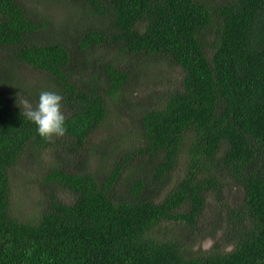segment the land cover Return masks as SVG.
Returning a JSON list of instances; mask_svg holds the SVG:
<instances>
[{
    "label": "trees",
    "instance_id": "1",
    "mask_svg": "<svg viewBox=\"0 0 264 264\" xmlns=\"http://www.w3.org/2000/svg\"><path fill=\"white\" fill-rule=\"evenodd\" d=\"M56 2L78 19L61 27L35 1L0 0V264H264V0ZM20 64L51 83L25 88ZM168 69L176 80L135 108L130 146H93L109 104L125 109L134 86ZM44 90L63 96V136L41 137L24 116ZM28 154L72 195L51 190L23 215L14 172ZM216 202L227 204L216 243L193 251ZM168 221L195 236L156 234Z\"/></svg>",
    "mask_w": 264,
    "mask_h": 264
},
{
    "label": "rangeland",
    "instance_id": "2",
    "mask_svg": "<svg viewBox=\"0 0 264 264\" xmlns=\"http://www.w3.org/2000/svg\"><path fill=\"white\" fill-rule=\"evenodd\" d=\"M28 1H35L39 11L41 13H46L49 18H52L54 24L61 27H66V25L70 24L73 20H76L79 17L77 11L68 7H64L63 5L57 3L56 0ZM106 50L108 49L105 47L98 48L99 52H103ZM108 53L109 51H106L105 56H107ZM101 56L102 53H100V57ZM16 72L19 78L24 81L25 88L26 86L30 88L45 84L47 82L51 83L52 80L46 74L34 70L26 65H18L16 68ZM177 74L178 73L175 69H168L164 71L163 74H159L157 76L156 74H153L151 72L148 74L147 77L153 78L147 79V82L144 85L139 84L137 86H134L135 93L130 96L128 100L130 103H127V107L125 106V102L121 103L122 107H125V109L121 110L114 106L113 103H110L109 105L112 104L110 106V116L108 117L105 124L102 126V129H99L96 132L95 136L92 138L91 144L93 146H101L102 144H105L102 142L109 143L110 139H115V141H119L118 139H116L119 137L121 138L119 143L123 147L130 146L132 138L138 132L135 115L136 109H142L144 107V101L150 100V95H148V92L151 89L171 84L173 81L176 80ZM127 94L128 91H126L125 95ZM113 144H115V142ZM113 144H111V146ZM104 147L111 148L110 146ZM98 155L99 158L109 161L108 156L99 153ZM94 156L96 157V155ZM49 170L50 168L45 167L44 161L40 162V159H35V157L30 154H28L27 159L22 161L21 164L15 169V190L13 194V204L14 208L17 211H24L23 215H27V213L32 214L35 210L36 202H38L43 195H49V192L51 190H58L59 192H61L60 194L64 198L69 197V195H72L70 194V191L60 188L57 183L56 184L58 186L46 183L45 178ZM177 174L178 172L173 173L172 177L166 185H163V182L160 184L164 193H167L176 184L178 179ZM238 193L239 191L236 188L230 190V194L232 196L237 195ZM220 199L226 201L227 194L225 192H222ZM237 200V197L232 198L233 202ZM216 203L218 204V208L221 211V214L216 211L215 215L212 212L211 208H207L205 217L200 218V222L198 223V226L201 227V231L196 233L197 241L193 244V251H209L213 248L214 244L216 243L215 238L210 235V227L213 225L216 216L218 217L219 215L221 218H223L224 215L227 216V204L223 205L219 202ZM182 225L183 224L181 222L176 221L163 222L160 226L156 228V234H161L160 232H164L166 230H169L170 228H174L176 233L180 235V237H182L183 239L188 240L195 236L192 231L187 232L188 227L186 225Z\"/></svg>",
    "mask_w": 264,
    "mask_h": 264
},
{
    "label": "clouds",
    "instance_id": "3",
    "mask_svg": "<svg viewBox=\"0 0 264 264\" xmlns=\"http://www.w3.org/2000/svg\"><path fill=\"white\" fill-rule=\"evenodd\" d=\"M63 96L55 91L44 90L39 94L35 106L28 100L24 101V116L35 123L41 137L51 139L63 136L67 132L66 117L62 111Z\"/></svg>",
    "mask_w": 264,
    "mask_h": 264
}]
</instances>
